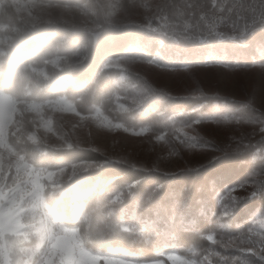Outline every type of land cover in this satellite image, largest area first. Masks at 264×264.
<instances>
[{
  "label": "clouds",
  "instance_id": "clouds-1",
  "mask_svg": "<svg viewBox=\"0 0 264 264\" xmlns=\"http://www.w3.org/2000/svg\"><path fill=\"white\" fill-rule=\"evenodd\" d=\"M37 17L39 23L31 29L36 48L54 37L70 40L84 30L95 43H111L148 65L155 61L156 68L182 65L189 76L200 70L227 75L256 70L264 75V0H193L190 5L174 0H58L37 6ZM257 50L259 57L253 54ZM21 59L15 53L6 58L0 94L14 97L24 109L31 98L23 94ZM156 91L150 90L146 103L152 111L163 108L159 119L165 121V131L153 135L166 151L161 155L158 150L149 171L159 175L161 168L184 165L166 181L192 176L181 192H188L190 201L195 190L196 204L210 215L205 217L207 229L198 230L199 244H190L182 253L168 251L145 264H169V258L177 256L179 264H264V100L257 106L255 89L237 99L204 84L184 98L195 96L188 104L176 103L181 97L171 90L155 98ZM209 128L225 135L210 136ZM29 141L16 144V152L6 157L0 154V191L7 188L11 194L0 201V264H89L99 242L72 206L45 203L40 191L47 175L55 174L50 170L64 173L62 166L69 160ZM236 157L246 172L229 180L219 169L223 161ZM154 183L158 189L170 186ZM249 204L253 206L240 217V209ZM184 206L190 207L187 202ZM146 244L152 246L154 240L148 238Z\"/></svg>",
  "mask_w": 264,
  "mask_h": 264
},
{
  "label": "rangeland",
  "instance_id": "rangeland-1",
  "mask_svg": "<svg viewBox=\"0 0 264 264\" xmlns=\"http://www.w3.org/2000/svg\"><path fill=\"white\" fill-rule=\"evenodd\" d=\"M57 2L58 0H0L1 22L6 19V15L15 19L14 23H0V41L8 42L24 28L38 24L37 6ZM74 2L83 4L88 0H74ZM174 2L190 5L193 0H174ZM76 61V57L72 55L58 54L49 57L44 63L33 69L36 74L47 76V74L55 73L60 67ZM106 65L120 68V76L125 78L128 84L132 81L138 82V84L130 86L129 89L128 86L120 84L111 98L96 105L87 104V108H84V98H67L60 94L40 101L29 100L25 102L26 107L21 109L18 106L21 102L9 95L0 94V154H4L6 157L9 152H16L15 145L29 141V137L32 136L34 139L29 141L30 143H41V145L50 148L70 146L89 148L106 156L111 161L150 170L158 150H161L159 153L161 155L166 151L163 141H157L153 135L165 131V121L159 119L160 112L156 111L147 116L140 113V108L144 105L150 90H157L152 93L153 97L157 98L161 95L159 91L167 93L169 90L180 97L194 93L200 84H204L213 90L219 88L226 95L237 99L243 98L245 93L255 89L257 106H260L259 102L264 100V75L256 70L240 71L235 75H227L216 70H200L189 76L184 67L178 69L174 67L156 68L155 62L148 65L138 58L130 59L124 56L116 57L108 61ZM206 131L208 135L218 138L225 135L214 128H209ZM244 131H249V129H244ZM45 140L47 143H42ZM205 158L199 157L198 159ZM227 160L229 161V159ZM239 161L240 159L232 164L233 175L226 174L229 180L242 177L245 174L246 167ZM73 165L76 167L73 168ZM96 166L98 164L91 162H72L62 166L66 169L64 173L50 170L55 174L47 175L46 184L40 185L41 196L45 197V190L56 188L69 180L73 181L76 176ZM184 167L181 164L175 167L161 168L159 172L164 174L179 173L184 170ZM190 180L187 179L185 186ZM110 184L111 181L102 184L93 183L88 190L84 187L75 190L83 196H95L99 189L100 193L103 189L107 191ZM153 189L156 190L153 191ZM110 194L111 199L105 203L107 204L104 210L107 211L105 217L115 216V212H119L121 216L117 221L123 231L140 234L145 229L150 230L151 234L148 235V238L159 239V244H155L156 247L159 246V253H157L158 249H154L153 245L149 246L148 244L144 246L146 256L143 258L130 256L126 252L96 251L88 257L89 264H145L146 261L166 255L168 251L182 253L190 244H199L198 230L207 229L205 217L210 213L206 208L196 204L199 197L195 190L191 192L190 201L187 199L189 193L186 191L178 193L175 197H170L164 188L158 189L156 186H151L143 194H137L134 183L112 187ZM10 196L9 189L4 188L3 191H0V201L9 199ZM20 198L23 199V196L21 195ZM185 202L190 207H185ZM45 203H47L46 199ZM105 204L101 207H104ZM252 206L249 204L242 207L238 215L243 217L247 208ZM84 210H87V213L82 216V221L86 220L92 207L86 206ZM147 214L151 215L153 219L140 220V216L145 217ZM162 214L163 216H161ZM159 216L166 219V222L168 220L167 224L172 228L165 236L164 228L160 227L159 230L157 227ZM158 231H162V233L154 235ZM85 255L87 256V251H85ZM179 260V256L174 260L169 258V264H179Z\"/></svg>",
  "mask_w": 264,
  "mask_h": 264
},
{
  "label": "trees",
  "instance_id": "trees-1",
  "mask_svg": "<svg viewBox=\"0 0 264 264\" xmlns=\"http://www.w3.org/2000/svg\"><path fill=\"white\" fill-rule=\"evenodd\" d=\"M14 22L15 19L7 15L6 19L2 22L0 18V23L6 24ZM32 28H24L8 42L0 41V71L6 70L5 61L10 53L22 56L18 70L25 75L23 94L30 97L31 100L40 101L63 94L67 98H84V108H87V104L96 105L111 98L114 91L120 87V84L128 86V89L130 86L138 84V82L132 81L129 85L125 78H121L120 68L113 65H106L108 61L120 56L136 59L137 57L133 54H126L119 47L108 42L97 44L91 32L84 30L74 32L70 40L54 37L42 48H36L31 44ZM58 54L72 55L76 57L77 61L60 67L51 75L41 76L34 72L33 68L44 63L49 57ZM253 54L257 57L261 55L258 50ZM161 67L183 68L182 65L172 64L166 66L161 65ZM159 93L163 95L162 93L164 92L159 91ZM188 96H180L181 99L176 101V103H192L195 96L184 99ZM146 100L140 108L142 115L144 113L147 116L156 111H163V108L160 106L157 107L156 111H152V105L146 103ZM41 147L57 156L66 157L69 163L91 162L98 164V166L76 176L75 180L66 181L56 188L44 191L46 202L51 200L53 202L68 204L72 206L74 213H79L80 223L87 225L92 234V238L99 242L98 252H126L130 256L143 258V256H146L144 246L146 245L148 235L151 234V231L147 229L143 230L140 234L123 231L117 221L121 216L119 212H115V216L105 217L107 213V211H104L107 207L105 203L111 199L110 193L112 187L115 188L134 183L136 193L143 194L151 186H156L155 181H159L161 184L168 183L170 186L164 187V189L170 194V197H175L178 193H182L181 189L185 186L187 179L193 178L187 175H176L174 181H166L165 177L171 174L159 172V175H156L154 170H144L142 168L132 167L126 163L111 161L106 156L89 148L79 146L50 148L43 144ZM238 159L241 158L236 157L229 159V161L227 160L222 163L219 170L232 176V164ZM210 174L214 173L210 171ZM109 181H111V184L108 190L105 191L103 189L100 193L99 189L95 196H83L75 190L79 187H84L88 190L93 183L102 184L109 183ZM104 204L105 206L101 207ZM86 206H91L92 210L88 213L86 220L82 221V216L87 213V210H84ZM161 216H159V225L157 227L159 230L164 228L163 234L165 236L172 228L167 224L168 220L166 222V219H163ZM152 219V216L149 214L145 217L140 216V220L142 221ZM191 228L193 229L192 226ZM177 229L179 230V228ZM177 229L176 231L178 233ZM117 233L119 234V238L115 235ZM160 233L162 231L155 232L154 235ZM158 241L159 239L154 240V245L152 246L154 249L159 248V246H155V244H159ZM109 248L112 249L111 252ZM158 251L159 249L157 253H159Z\"/></svg>",
  "mask_w": 264,
  "mask_h": 264
},
{
  "label": "built area",
  "instance_id": "built-area-1",
  "mask_svg": "<svg viewBox=\"0 0 264 264\" xmlns=\"http://www.w3.org/2000/svg\"><path fill=\"white\" fill-rule=\"evenodd\" d=\"M249 2H251V0H249Z\"/></svg>",
  "mask_w": 264,
  "mask_h": 264
}]
</instances>
